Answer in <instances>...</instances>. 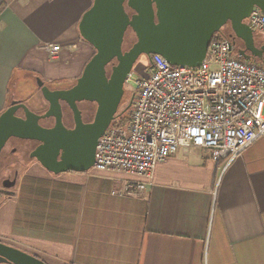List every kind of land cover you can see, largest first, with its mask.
I'll return each mask as SVG.
<instances>
[{"label":"crops","instance_id":"0c3cea01","mask_svg":"<svg viewBox=\"0 0 264 264\" xmlns=\"http://www.w3.org/2000/svg\"><path fill=\"white\" fill-rule=\"evenodd\" d=\"M93 3L0 0V115L26 75L57 87L82 76L96 51L79 25ZM137 180L35 164L0 199V242L46 264H264V139L230 164L179 150L142 196L114 195Z\"/></svg>","mask_w":264,"mask_h":264},{"label":"water","instance_id":"95a60500","mask_svg":"<svg viewBox=\"0 0 264 264\" xmlns=\"http://www.w3.org/2000/svg\"><path fill=\"white\" fill-rule=\"evenodd\" d=\"M255 9L264 14V0H94L79 32L95 55L72 88L51 90L38 80L42 97L50 105L46 114L38 115L19 101L10 104L0 115V156L13 139L36 141L40 146L31 157L50 174L90 172L99 140L118 118L126 84L142 56L151 61L157 55L172 66L199 68L214 37L230 25L233 36L245 46L237 51L239 58L264 62V45H256L255 32L245 23ZM129 32L136 42L125 51ZM115 62L109 74L107 68ZM81 102L97 105L90 123L83 120ZM62 103L73 113V130L63 124ZM132 105L133 101L128 110ZM20 111L23 117L18 116ZM49 118L56 120L52 129L40 125ZM16 184L17 180H6L0 193L13 195ZM0 264L46 263L0 242Z\"/></svg>","mask_w":264,"mask_h":264},{"label":"built area","instance_id":"2783aa9c","mask_svg":"<svg viewBox=\"0 0 264 264\" xmlns=\"http://www.w3.org/2000/svg\"><path fill=\"white\" fill-rule=\"evenodd\" d=\"M245 23L264 35L260 10ZM149 64L136 79L128 124H112L96 149L92 170L138 179L114 195L142 196L157 165L179 150L230 164L264 139V62L239 58L229 39L213 40L199 68L172 66L157 55Z\"/></svg>","mask_w":264,"mask_h":264},{"label":"rangeland","instance_id":"374dc122","mask_svg":"<svg viewBox=\"0 0 264 264\" xmlns=\"http://www.w3.org/2000/svg\"><path fill=\"white\" fill-rule=\"evenodd\" d=\"M221 34L227 37V39H229L230 35L233 34L231 26L227 25L222 30ZM218 35L220 34H217L216 36ZM135 40H136L135 36L132 33H129L125 42V50H129L132 47V45L135 43ZM255 43L259 47H262L264 45V35L258 31L255 32ZM149 68H150V64L146 56H142L135 64L132 71V73L134 74V78L129 82V85H126L125 87V95L118 111V119L114 121L115 124L120 123L123 126H126L128 124L133 110V107L132 109L129 110L128 107L131 104V102L134 100V94H135L134 90L137 88L136 79L143 76L149 70ZM38 80H42L45 83V81L41 79L40 76L31 78L29 75H26L24 77V80L20 84H18L19 86L18 90L14 89L12 91V94L14 95V100H12V102L17 100L19 102L26 104L30 109L33 108L39 109L40 108L39 106H41V104H43L44 101L41 91H39ZM73 82L75 81H68L60 85L68 86L71 85ZM52 85L53 84L46 82L47 87ZM20 87L22 88V90L19 89ZM32 96H35L36 100L32 101L33 98ZM9 107L10 105L8 106V108ZM93 108H94L93 109V113H94L97 109V105H93ZM18 145H19L18 141L11 140L8 143L5 150L3 151L2 155L0 156V189L3 187V183L6 180L18 181V179L20 180L26 173L28 166H22L20 164L21 160L19 159L21 155L19 153L12 154V150L16 148ZM16 169L19 170L18 172H20L17 176L15 174ZM6 197L7 196L5 194L0 193L1 200L5 199Z\"/></svg>","mask_w":264,"mask_h":264},{"label":"flooded vegetation","instance_id":"af4514ba","mask_svg":"<svg viewBox=\"0 0 264 264\" xmlns=\"http://www.w3.org/2000/svg\"><path fill=\"white\" fill-rule=\"evenodd\" d=\"M229 40L234 44L237 51L245 49L243 42L240 41L239 39L235 38L233 36V34L230 35ZM125 51H127V50H125ZM116 64L117 63L115 62L107 68L109 74L111 72L112 67ZM76 82L71 84V85L64 86V87H57V86L52 85V86H49V88L51 90H65V89L72 88L76 84ZM43 101L44 102H43V104H41V106H39L40 107L39 109L33 108L31 110L38 115L46 114L50 108V105L44 99H43ZM34 105H35V103H34ZM93 105H96V104L88 103V102H81L78 104V108L82 112L83 120L85 123H90L94 119L96 111L93 113V109H94ZM132 107H133V105H132ZM132 107H131V109H132ZM62 111H63V124H64L65 128L67 130H73L75 128L74 116H73L71 109L69 108V106L66 103H62ZM18 116L23 117L24 113L22 111H20L18 113ZM55 124H56L55 118H49V119H44V120L40 121V125L44 128H47V129L54 128ZM13 140L18 141L19 145L12 150V154H18L19 153L21 155L19 160H21L20 164L22 166H28V168H27V170H28L31 166H33L35 164L40 165L36 159H33L31 157L32 153L40 146L39 142L19 140V139H13ZM18 171L19 170L16 169V171H15L16 176L20 173Z\"/></svg>","mask_w":264,"mask_h":264},{"label":"trees","instance_id":"16d2710c","mask_svg":"<svg viewBox=\"0 0 264 264\" xmlns=\"http://www.w3.org/2000/svg\"><path fill=\"white\" fill-rule=\"evenodd\" d=\"M2 10H3V6L2 5H0V13L2 12ZM129 33H132V32H129ZM128 33V34H129ZM128 34H127V36H128ZM133 34V33H132ZM134 35V34H133ZM135 36V35H134ZM135 39H136V37H135ZM223 39H227V37H225V36H223L222 34H220V35H218V36H215L214 37V39L213 40H223ZM135 42H136V40H135ZM125 49V48H124ZM39 91H40V88H39ZM118 119V118H117ZM6 195V194H5ZM7 197L8 196H10V195H6Z\"/></svg>","mask_w":264,"mask_h":264}]
</instances>
